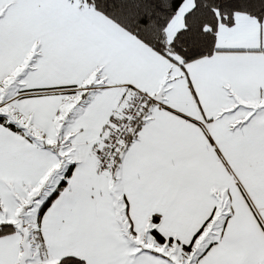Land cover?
<instances>
[{
    "label": "snow or ice",
    "instance_id": "obj_1",
    "mask_svg": "<svg viewBox=\"0 0 264 264\" xmlns=\"http://www.w3.org/2000/svg\"><path fill=\"white\" fill-rule=\"evenodd\" d=\"M0 264H264V0H0Z\"/></svg>",
    "mask_w": 264,
    "mask_h": 264
}]
</instances>
